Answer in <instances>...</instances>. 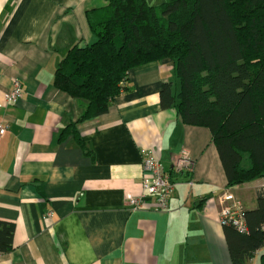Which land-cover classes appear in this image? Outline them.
Returning a JSON list of instances; mask_svg holds the SVG:
<instances>
[{"label": "crops", "instance_id": "1", "mask_svg": "<svg viewBox=\"0 0 264 264\" xmlns=\"http://www.w3.org/2000/svg\"><path fill=\"white\" fill-rule=\"evenodd\" d=\"M105 4L0 0V121L8 126L0 136V220L15 226L0 264H233L220 199L231 193L253 209L264 180L229 186L211 130L161 107L172 61L132 69L109 111L82 122L83 102L54 83L68 50L94 40L87 12ZM16 78L24 93L9 103ZM75 122L93 155L73 133L61 135ZM147 149L175 183L167 209L149 199L138 209L127 203L128 193L145 194ZM182 151L193 169L176 173Z\"/></svg>", "mask_w": 264, "mask_h": 264}, {"label": "trees", "instance_id": "2", "mask_svg": "<svg viewBox=\"0 0 264 264\" xmlns=\"http://www.w3.org/2000/svg\"><path fill=\"white\" fill-rule=\"evenodd\" d=\"M87 18L94 40L71 47L54 79L83 102L78 122L108 112L132 69L170 59L161 107L211 130L229 186L264 180V0H106ZM76 125L61 135L73 133L93 155ZM246 219L247 233L224 225L231 260L259 254L264 264V186ZM14 228L0 220V251L12 249Z\"/></svg>", "mask_w": 264, "mask_h": 264}, {"label": "built area", "instance_id": "3", "mask_svg": "<svg viewBox=\"0 0 264 264\" xmlns=\"http://www.w3.org/2000/svg\"><path fill=\"white\" fill-rule=\"evenodd\" d=\"M24 93L23 83L20 79L13 80L12 90L6 94L7 102H16ZM8 126L0 121V136L6 134ZM144 172L142 186L145 194L136 196L128 193L127 203L134 209L143 207L147 200H151L157 209H167L170 198L175 192V183L170 173L164 168L160 158L152 149H147L144 154ZM193 169V160L186 151H182L174 161L173 170L176 173L189 172ZM192 184V182H191ZM222 209L220 221L223 225H232L243 233L249 231L246 209L242 203L231 193H225L221 199ZM53 211H49L45 216V221L53 218Z\"/></svg>", "mask_w": 264, "mask_h": 264}, {"label": "rangeland", "instance_id": "4", "mask_svg": "<svg viewBox=\"0 0 264 264\" xmlns=\"http://www.w3.org/2000/svg\"><path fill=\"white\" fill-rule=\"evenodd\" d=\"M163 1H165V0H148V2L150 4H153V5H158V4L162 3ZM258 188H260V187H257L256 189H258ZM252 262H253L252 264H260V259L258 257H255Z\"/></svg>", "mask_w": 264, "mask_h": 264}]
</instances>
